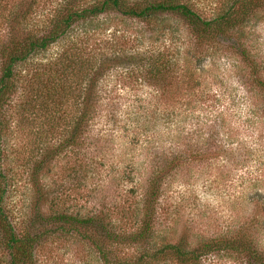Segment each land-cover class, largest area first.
Segmentation results:
<instances>
[{
    "label": "rangeland",
    "instance_id": "1",
    "mask_svg": "<svg viewBox=\"0 0 264 264\" xmlns=\"http://www.w3.org/2000/svg\"><path fill=\"white\" fill-rule=\"evenodd\" d=\"M184 1L206 18L234 2ZM52 3L40 1L31 19L38 27L46 26L43 19ZM12 4L2 2L0 37L8 31ZM235 39L198 44L183 20L168 16L153 27L108 14L76 25L67 37L21 64L5 145L12 182L5 206L15 228L30 225L36 198H41L44 209L101 214L117 230L121 225L131 229L152 169L174 160L156 201L155 228L164 236L157 243L176 242L184 232L192 246L219 239L222 249L209 252L199 264H249L224 241L257 215L251 231L264 250V215L256 213L252 201L256 193L264 195V90L253 78L255 70L264 78V8L243 27L241 42L250 61L238 53ZM68 44L71 55L111 60L100 81L101 102L111 105L101 108L94 127L82 131L76 143L67 140L84 99L85 67L61 75L45 65ZM137 51H161L172 62L173 79L163 84L142 80ZM57 228L37 247L35 264H104L83 230ZM119 250L133 256L140 252L138 246Z\"/></svg>",
    "mask_w": 264,
    "mask_h": 264
},
{
    "label": "trees",
    "instance_id": "2",
    "mask_svg": "<svg viewBox=\"0 0 264 264\" xmlns=\"http://www.w3.org/2000/svg\"><path fill=\"white\" fill-rule=\"evenodd\" d=\"M40 1L12 0L13 4L7 14L8 31L0 37V264H35L37 247L53 237L57 227L62 230H83V238L97 249L104 264H162L169 261L175 264H199L200 259L209 252L222 249V241L219 239L201 241L192 246L185 232L176 242L157 243V238L163 239L164 236L155 228L156 201L162 192L163 179L174 160L163 165L157 164L152 169L142 207L139 203V208L133 210V221L128 227L131 229L121 225L117 230L101 214L78 216L54 211L51 207L44 209V201L36 198V209L30 225L23 231L17 230L5 206L12 186L5 167V145L11 123L8 109L19 88L18 67L32 55L48 50L52 44L67 37L80 23H92L102 15L115 14L122 19H135L154 27L158 21L169 16L187 23L192 33L197 36L198 44L208 42L220 45L224 40L236 36L235 48L237 46L238 53L250 61L247 47L241 42L243 27L252 15L264 8V0H234L228 8H219L207 18L184 0H52L50 14L43 19L46 26L42 28L31 20L36 15ZM2 2L4 0H0V17L6 10V7L2 8ZM161 30L166 31L164 27ZM71 48L73 49V45L68 44L55 60L45 65L51 73L56 71L61 75L68 71L81 72L85 67L82 71L85 72V86L80 91L84 99L79 103L78 116L71 124V136L67 140L69 143H76L82 131L94 127L101 108L111 105L101 102L100 86L101 79L111 67V60L94 54L85 59L79 52L71 55ZM138 53L141 58L136 63V70L142 72V80L163 84L167 78L173 79L172 62L165 60L164 54H160L161 51H150L146 54L137 51L134 55ZM251 63L259 66L255 60ZM253 78L257 88L264 90V78L259 70L254 71ZM41 163L34 165V175L42 167ZM36 189L39 190V187ZM253 197L256 213L264 215V195L256 193ZM256 218L257 215L251 217L234 236L225 239L224 243L242 261L264 264V250L256 245L254 233L251 231ZM148 244L151 246L145 248ZM119 246L123 249L138 246L140 252L133 256L120 251Z\"/></svg>",
    "mask_w": 264,
    "mask_h": 264
}]
</instances>
